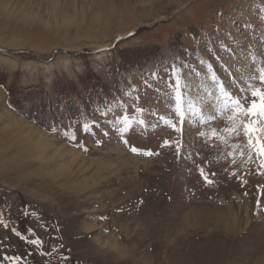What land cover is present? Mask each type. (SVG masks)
Here are the masks:
<instances>
[{
  "label": "rangeland",
  "instance_id": "1",
  "mask_svg": "<svg viewBox=\"0 0 264 264\" xmlns=\"http://www.w3.org/2000/svg\"><path fill=\"white\" fill-rule=\"evenodd\" d=\"M258 68L264 0H0L2 264H264V168L222 99ZM92 75L117 97L91 133L35 115Z\"/></svg>",
  "mask_w": 264,
  "mask_h": 264
},
{
  "label": "snow or ice",
  "instance_id": "2",
  "mask_svg": "<svg viewBox=\"0 0 264 264\" xmlns=\"http://www.w3.org/2000/svg\"><path fill=\"white\" fill-rule=\"evenodd\" d=\"M256 71L257 74L250 77L251 83L246 88H241L238 96L233 97L231 94L225 93L222 99L225 100L226 106L231 105L238 115L244 117V123L237 128L231 129L230 131L236 137L242 134L247 139L250 153L249 160L252 159V155H255L258 160L257 171H259L261 168H264V68H258ZM179 75V70L173 65L168 72V76L169 81L174 83V87L178 91L181 87ZM177 100H180L179 96H177ZM189 111H192V109L189 108ZM195 114L199 115V112H196ZM178 115L180 117V125L183 127L185 112L183 110H179ZM212 118L214 119V117ZM124 123L125 127L121 129V131L128 130L127 121L125 120ZM94 124L95 122L84 123L82 125V131L86 134L91 133ZM52 130L59 131L60 129L59 127L53 125ZM69 133H71V135ZM63 135L71 141H76L77 136L75 134V126L73 125L70 128H65ZM104 135H107V132H105ZM123 142L125 144L128 143L126 139ZM84 150L87 151V148ZM131 151L135 153L138 149L135 146H132ZM146 154L151 155L152 153L151 151H148ZM240 155L243 156L244 153L240 152ZM201 174L203 176V172ZM204 179L206 183H211L207 177H204ZM257 206H259V201H257ZM103 218L104 217H102V219ZM4 227H8V225L4 224ZM13 231H15V229H13ZM16 234L20 235L19 232ZM28 242L32 245H42L44 243L40 238L32 239ZM6 258L12 261L13 264H19L20 259H22V257L19 256H8ZM2 260L3 258H0V264H2Z\"/></svg>",
  "mask_w": 264,
  "mask_h": 264
},
{
  "label": "trees",
  "instance_id": "3",
  "mask_svg": "<svg viewBox=\"0 0 264 264\" xmlns=\"http://www.w3.org/2000/svg\"><path fill=\"white\" fill-rule=\"evenodd\" d=\"M88 80L91 83L90 87L87 88L88 91H79L69 86L70 89L68 91L60 93V105H65V107L59 112L52 111V107L47 106L45 110L40 109L34 114L43 123L70 128L75 123L74 118L69 113L68 106L70 105L69 107L74 110L75 116L80 117L84 123H91L93 120V110L97 109L102 111L104 105L110 104L117 97V93L94 75L90 76ZM120 87L119 85V90L123 92ZM12 89L10 90V100L12 103L21 104V102L25 101L24 103L29 104L34 98L33 96L35 94L28 92L22 96L24 101L18 100L16 96L14 97L15 88L14 91ZM16 95L19 96L21 94L16 93ZM66 99L68 101L66 102L67 104L64 103Z\"/></svg>",
  "mask_w": 264,
  "mask_h": 264
},
{
  "label": "bare ground",
  "instance_id": "4",
  "mask_svg": "<svg viewBox=\"0 0 264 264\" xmlns=\"http://www.w3.org/2000/svg\"><path fill=\"white\" fill-rule=\"evenodd\" d=\"M15 121V120H14ZM22 121V120H21ZM24 122V121H23ZM17 123L15 122V123H12L11 125H10V127H12L13 125H16ZM26 126V125H25ZM34 127V126H33ZM8 129V128H7ZM10 129V128H9ZM15 129V128H14ZM20 130V129H19ZM14 131V130H13ZM29 132V131H28ZM3 133V132H2ZM16 133V132H15ZM21 134V133H20ZM27 136H31L30 134H26ZM21 137V136H20ZM40 137V136H39ZM20 141H21V139H20ZM33 141V140H32ZM42 141V140H41ZM16 142V141H15ZM18 142V141H17ZM38 142V141H37ZM46 142V141H45ZM29 143H30V141H29ZM34 143H35V141H34ZM36 144V143H35ZM34 144V145H35ZM37 145V144H36ZM40 145V144H39ZM29 146V145H28ZM20 148V147H19ZM36 148V147H35ZM30 149V148H29ZM31 151V150H30ZM45 151L47 152V150L45 149ZM45 152V153H46ZM40 153V152H39ZM37 154V155H39V156H41L40 154ZM48 153V152H47ZM33 155V154H32ZM35 156V157H38V156ZM48 156V155H47ZM48 157H50V156H48ZM33 158V157H32ZM44 158V157H43Z\"/></svg>",
  "mask_w": 264,
  "mask_h": 264
}]
</instances>
